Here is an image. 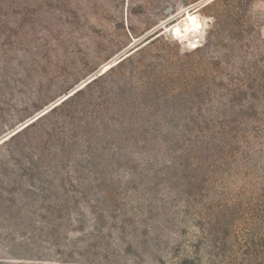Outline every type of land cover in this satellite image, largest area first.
<instances>
[{"label":"trees","instance_id":"obj_1","mask_svg":"<svg viewBox=\"0 0 264 264\" xmlns=\"http://www.w3.org/2000/svg\"><path fill=\"white\" fill-rule=\"evenodd\" d=\"M20 5L0 0V12ZM249 5L214 0L202 45L182 56L164 33L150 37L0 144V264L47 263L27 258L47 253L54 264H113L161 214L180 234L190 217L203 220L195 242L166 244L178 264H264V38ZM186 64L193 107L148 104L162 71L180 80ZM46 159V216L10 220L19 208L4 185L28 177L33 192ZM160 190L182 203L170 205L174 220L170 206L153 205Z\"/></svg>","mask_w":264,"mask_h":264},{"label":"rangeland","instance_id":"obj_2","mask_svg":"<svg viewBox=\"0 0 264 264\" xmlns=\"http://www.w3.org/2000/svg\"><path fill=\"white\" fill-rule=\"evenodd\" d=\"M202 1L19 0V8L0 12V139L150 37L164 33L163 37L177 43V52L182 56L202 45L213 16L210 9H204L211 2L193 8ZM248 11L251 25L264 38V0H250ZM188 14L199 23L198 33L187 34L192 24ZM174 28L178 29L177 38L171 36ZM162 72L164 79L157 82L160 84L157 97L148 104L162 110H184L186 114L193 107L188 65L180 80L172 79V68ZM39 170L38 180L31 183L35 186L31 193L26 192L30 190L28 177L17 178V185H4L11 194L3 193V198L13 200L19 208L7 216L10 220L20 223L27 218L40 220L46 216L37 210L47 206V159ZM72 185L79 187L77 182ZM236 194L237 189L233 198ZM162 196L160 190L153 203L155 207L178 208L182 204L173 197L168 200ZM222 200H217V204ZM0 202L8 204L2 199ZM30 206L36 208L35 212L29 211ZM173 206L169 220H174L177 210ZM166 217L155 216L149 223L150 229L140 226L139 232L132 236L131 240H135L132 248L119 249L113 264H161L162 260L165 264H178L177 255L166 253V244L172 246L179 235L185 241L195 242L200 236L202 219L190 217L185 226L179 227V231L185 228L187 233L180 234L165 230ZM42 246L47 250V245ZM33 256L27 258L47 263L23 262L54 264L47 260H59L49 253L39 258Z\"/></svg>","mask_w":264,"mask_h":264},{"label":"water","instance_id":"obj_3","mask_svg":"<svg viewBox=\"0 0 264 264\" xmlns=\"http://www.w3.org/2000/svg\"><path fill=\"white\" fill-rule=\"evenodd\" d=\"M214 0H204L200 3H198L197 5H195L193 8H197L198 6L201 5H205L208 4L209 2H212ZM171 36L174 37V33L171 32ZM131 51L127 52L126 54L122 55L120 58H118L114 63H110L108 65H106L105 67H103V69L99 72L98 75H100L101 73L106 72L108 69H110L112 66H114L117 62H119L121 59H123L124 57L128 56L130 54ZM107 67H109L107 70H105ZM98 75H93L90 78H88L86 81H84L81 85H79L76 89H74L73 91H71L69 94L65 95L64 97H62L61 99H59L58 101H56L55 103L51 104L49 107H47L45 110H43L42 112H40L39 114H37L36 116H34L33 118H31L30 120H28L27 122L23 123L22 125H20L15 131H13L12 133H10L9 135L3 137L2 139H0V143H2L3 141L7 140L8 138H10L12 135H14L16 132L22 130L23 128H25L27 125L31 124L32 122H34L35 120H37L39 117H42L43 115H45L46 113H48L52 108H54L55 106L59 105L62 101H64L66 98H68L70 95H72L74 92H76L77 90L83 88L85 85H87L90 81H92L93 79H95Z\"/></svg>","mask_w":264,"mask_h":264},{"label":"bare ground","instance_id":"obj_4","mask_svg":"<svg viewBox=\"0 0 264 264\" xmlns=\"http://www.w3.org/2000/svg\"><path fill=\"white\" fill-rule=\"evenodd\" d=\"M187 19H189L190 22L192 23V24H190L191 26L187 28V34L188 33H198L200 31L199 30L200 29V25H199V23H196L195 17H193L190 14H188ZM172 32L174 33V37L177 38L178 37V29L174 28V29H172Z\"/></svg>","mask_w":264,"mask_h":264}]
</instances>
